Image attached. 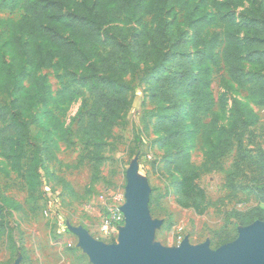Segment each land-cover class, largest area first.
I'll use <instances>...</instances> for the list:
<instances>
[{
  "label": "rangeland",
  "instance_id": "374dc122",
  "mask_svg": "<svg viewBox=\"0 0 264 264\" xmlns=\"http://www.w3.org/2000/svg\"><path fill=\"white\" fill-rule=\"evenodd\" d=\"M182 1L189 13L181 15L173 5L164 9L161 18L170 24L164 34L155 31L158 19L137 22L126 15L103 27L100 47L84 67L67 69L58 62L54 69L35 73L49 86L50 103L25 112L31 123L26 157L19 159L16 150L0 154V264H92L75 230L83 229L105 245L115 243L98 232L101 198L125 193L131 171L148 192L151 220L159 223L152 245L173 250L183 241L208 243L214 251L225 233L237 238L242 228L237 216L259 205L254 186L264 172V0L240 5L215 0L216 8L201 6V0ZM193 11L203 20L206 39H217L213 59L194 67L214 101L204 119L212 126L207 135L190 126L184 96L172 110L159 92L158 82L171 72L178 45L190 56L201 50L188 27ZM18 16L0 13V19ZM228 38L232 41L226 44ZM137 40L144 46L133 52ZM234 42L241 44L243 86L223 57ZM111 43L120 51L118 77L126 87L125 103L105 140L99 181L91 186L89 165H78L83 149L71 120L89 97L81 77ZM54 119L61 123L60 131L54 129ZM227 139L229 150L218 160V169L210 170L213 148ZM38 148L48 150L40 160L34 156Z\"/></svg>",
  "mask_w": 264,
  "mask_h": 264
},
{
  "label": "trees",
  "instance_id": "16d2710c",
  "mask_svg": "<svg viewBox=\"0 0 264 264\" xmlns=\"http://www.w3.org/2000/svg\"><path fill=\"white\" fill-rule=\"evenodd\" d=\"M244 1L247 0H237L236 5ZM171 5L181 15L189 13L188 4L182 0H0V13L19 15L17 19H0V154L8 155L16 150L20 153L19 159L26 157L31 123L25 112L34 106L47 108L50 103L49 86L37 77V71L54 69L58 62H63L67 69L84 67L100 47L103 27L126 15H131L137 22L146 18L158 19L155 31L164 34L170 24L161 15ZM201 6L216 8L219 5L215 0H201ZM187 22L193 42L201 50L190 56L185 46L179 44L180 50L172 54L171 72L158 82L159 92L170 102L172 110L181 106L180 98L184 96L183 101L188 100L187 119L190 126L195 132L207 135L212 126L204 119L212 111L214 101L206 83L194 73V67L213 59L217 39H206L201 24L203 20L194 11L187 16ZM230 41L228 38L226 44ZM142 46L141 40H137L131 48L137 52ZM240 51L241 44L234 42L223 57L231 66L233 76L243 86ZM119 54V47L111 43L98 64L89 67V71L81 77L89 97L71 120L83 149L78 165H89L91 186L99 181L105 140L110 136L118 112L125 103L126 87L118 77L123 68L119 63ZM64 75L71 77L66 71ZM49 115L51 112L47 113ZM52 124L55 130H61L62 125L57 119ZM172 133L175 135L174 130ZM70 134L68 128L66 135ZM229 148V139L213 148L210 156L214 165L209 166L210 170L218 169V160ZM41 154H48V150L38 148L34 156L40 160ZM254 192L259 205L237 216L241 227L256 221L264 222V172L254 186ZM220 239L218 246L232 242L235 237L229 239L225 233Z\"/></svg>",
  "mask_w": 264,
  "mask_h": 264
},
{
  "label": "water",
  "instance_id": "95a60500",
  "mask_svg": "<svg viewBox=\"0 0 264 264\" xmlns=\"http://www.w3.org/2000/svg\"><path fill=\"white\" fill-rule=\"evenodd\" d=\"M124 196L121 211L125 221L115 243L105 245L85 230H75L79 246L92 264H264V222L240 228L233 242L214 251L208 243L192 246L187 241L169 250L151 244L159 223L150 218L148 192L138 182L136 171L127 175Z\"/></svg>",
  "mask_w": 264,
  "mask_h": 264
},
{
  "label": "built area",
  "instance_id": "2783aa9c",
  "mask_svg": "<svg viewBox=\"0 0 264 264\" xmlns=\"http://www.w3.org/2000/svg\"><path fill=\"white\" fill-rule=\"evenodd\" d=\"M101 199L103 207L98 224V231L102 236L116 242L118 232L124 226L125 221L121 211L125 203L124 193L117 192Z\"/></svg>",
  "mask_w": 264,
  "mask_h": 264
},
{
  "label": "crops",
  "instance_id": "0c3cea01",
  "mask_svg": "<svg viewBox=\"0 0 264 264\" xmlns=\"http://www.w3.org/2000/svg\"><path fill=\"white\" fill-rule=\"evenodd\" d=\"M245 227H247V226H245ZM242 228H243V227H242ZM98 232H99V231H98ZM237 234H238V233H237ZM235 239H236V238H235ZM235 239H234V240H235ZM234 240H233V241H234ZM233 241H232V242H233ZM229 243H231V242H229ZM227 244H228V243H227Z\"/></svg>",
  "mask_w": 264,
  "mask_h": 264
}]
</instances>
